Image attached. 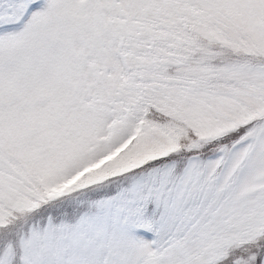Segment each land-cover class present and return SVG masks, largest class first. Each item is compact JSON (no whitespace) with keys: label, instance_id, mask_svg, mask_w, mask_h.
I'll return each instance as SVG.
<instances>
[{"label":"snow or ice","instance_id":"6c2138e0","mask_svg":"<svg viewBox=\"0 0 264 264\" xmlns=\"http://www.w3.org/2000/svg\"><path fill=\"white\" fill-rule=\"evenodd\" d=\"M0 264H264V0H0Z\"/></svg>","mask_w":264,"mask_h":264}]
</instances>
